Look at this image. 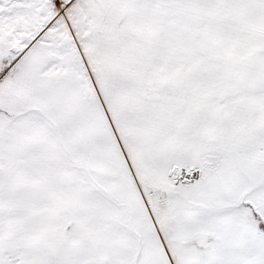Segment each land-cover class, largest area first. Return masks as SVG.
<instances>
[{
    "label": "snow or ice",
    "instance_id": "6c2138e0",
    "mask_svg": "<svg viewBox=\"0 0 264 264\" xmlns=\"http://www.w3.org/2000/svg\"><path fill=\"white\" fill-rule=\"evenodd\" d=\"M0 264H264V0H0Z\"/></svg>",
    "mask_w": 264,
    "mask_h": 264
}]
</instances>
